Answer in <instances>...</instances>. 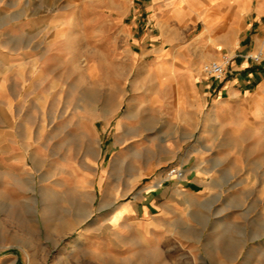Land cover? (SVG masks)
<instances>
[{"label":"rangeland","instance_id":"1","mask_svg":"<svg viewBox=\"0 0 264 264\" xmlns=\"http://www.w3.org/2000/svg\"><path fill=\"white\" fill-rule=\"evenodd\" d=\"M135 21L149 22L141 0H0V264H116L101 248L106 209L138 198L219 125L210 153L191 160L206 174L187 264H264V71L237 84L243 94L186 96L241 73L233 61L222 80L203 72L234 54L206 49L191 84L171 80L157 68L165 54L136 45ZM259 25L252 70L264 69Z\"/></svg>","mask_w":264,"mask_h":264},{"label":"crops","instance_id":"2","mask_svg":"<svg viewBox=\"0 0 264 264\" xmlns=\"http://www.w3.org/2000/svg\"><path fill=\"white\" fill-rule=\"evenodd\" d=\"M141 1L149 22L140 29L135 21L129 31L138 47L154 45L159 53L165 54L160 64L157 61V68L168 79H183L191 84L201 64L212 57V52H206V49H218L219 53L227 49L234 54L233 70L236 64L241 73L232 75L220 88H211L212 83L201 89L196 83L195 89L185 88L186 96L193 95L198 100L203 91L206 97H223L230 90L236 95L243 94L246 88L238 90L237 84L247 78L249 84L260 74L259 70L264 71L249 69L253 38L264 17L263 7L254 8L255 0ZM150 24L154 25L153 29ZM168 49H173L171 54L167 53ZM191 106L198 111L203 103L194 101ZM220 126L215 135L204 132L196 136L198 146L193 148L186 162L182 160L166 168L168 171L170 167H180L184 171L182 178H169L162 174L148 184L138 198L116 202L106 209L112 231L102 235L101 248L108 257L116 260V264H183L184 260L187 264L190 251L195 252L198 246L189 232L192 224L189 213L196 210L194 200L205 188L203 174H206L191 160L195 153L200 154L199 158L201 154L210 153V146L220 137ZM52 189L48 186L46 200L51 197ZM46 200L42 212L45 218L50 219L53 211ZM65 228L64 224H47L50 232L63 233Z\"/></svg>","mask_w":264,"mask_h":264},{"label":"built area","instance_id":"3","mask_svg":"<svg viewBox=\"0 0 264 264\" xmlns=\"http://www.w3.org/2000/svg\"><path fill=\"white\" fill-rule=\"evenodd\" d=\"M231 61L232 58L228 56H225L222 62L212 60L204 65L203 72L210 79L222 80L227 74V68L231 65ZM167 176L169 178H182L184 171L180 167L173 166L168 169Z\"/></svg>","mask_w":264,"mask_h":264},{"label":"bare ground","instance_id":"4","mask_svg":"<svg viewBox=\"0 0 264 264\" xmlns=\"http://www.w3.org/2000/svg\"><path fill=\"white\" fill-rule=\"evenodd\" d=\"M1 56V55H0ZM7 63L10 62L9 60L6 61ZM160 70V68H158ZM113 219V218H112Z\"/></svg>","mask_w":264,"mask_h":264}]
</instances>
